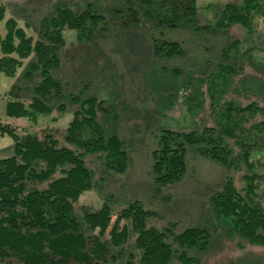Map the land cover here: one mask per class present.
Segmentation results:
<instances>
[{
  "label": "rangeland",
  "instance_id": "1",
  "mask_svg": "<svg viewBox=\"0 0 264 264\" xmlns=\"http://www.w3.org/2000/svg\"><path fill=\"white\" fill-rule=\"evenodd\" d=\"M261 1L264 4V0ZM155 2L0 0L6 5L5 20L14 18L34 41L39 39L41 21L59 7L79 13L90 4L92 10L103 17V22L89 38H80L76 30H63L65 46L59 52L58 67L52 71L62 96L49 99L48 114H37L35 120L5 116L6 102L15 100V92H11L13 85L17 89L16 100L26 107L31 103L32 89L41 80L38 71L28 68L34 61L33 56L23 61L14 78L0 73V124L14 128L22 136L31 134L42 139L44 134H50L60 146L75 150L65 141L69 123L74 113L80 111L79 104L71 98L79 97V103L89 97L97 98L101 106L95 108L96 121L105 134H115L123 141L129 162L124 174H115L104 167L99 155L84 157L94 179L92 188L83 192L73 205L77 217L84 211L94 214L105 205L112 217L111 224L124 206L137 201L153 214L146 220L148 227L163 230L171 225L175 233L191 227L207 230L211 238L205 251H188L198 264H264V247L227 237L217 226L209 204L211 195L222 189L228 177L233 179L237 190L243 188L244 166L228 170L188 146L186 173L180 181L157 187L151 171L152 152L163 130L190 132L217 128V114L226 102L241 107L250 103L264 107V18L255 21L253 37L261 50L254 49L253 58L247 59L246 55L241 56L252 41L246 31L238 24L226 29L215 26L224 6L239 4L241 0H195V24L188 26L172 19L163 26L148 20L144 12L156 8ZM129 9L137 13L134 22ZM155 40L177 43L182 54L156 57L153 54ZM236 41L240 43L237 55L232 48ZM222 64L234 67L236 72L230 76L218 103H214L210 80ZM260 120L259 114L247 117L243 126L250 128ZM226 142L234 153L238 152L233 140ZM12 148V140L0 134V159L12 156ZM37 188H46V184ZM261 188L264 190V184ZM123 225L125 222L120 223V228ZM110 228L111 225L100 238L108 245ZM127 228L126 244L117 248L110 246V255L98 264H126L130 259L138 263L140 252L134 247L136 236L128 225ZM168 241L176 251L172 240ZM0 264L23 263L7 258L0 260ZM169 264L180 263L173 258Z\"/></svg>",
  "mask_w": 264,
  "mask_h": 264
},
{
  "label": "trees",
  "instance_id": "2",
  "mask_svg": "<svg viewBox=\"0 0 264 264\" xmlns=\"http://www.w3.org/2000/svg\"><path fill=\"white\" fill-rule=\"evenodd\" d=\"M155 3L156 8L144 14L157 25L163 26L171 19L182 26L195 24V0H156ZM129 10L134 22L137 13ZM5 15L6 5L0 3V73L14 78L23 61L33 56L34 61L28 68L38 71L41 78L32 89L33 97L27 107L16 100L17 89L14 85L11 87L15 100L6 102L5 116L35 120L37 114L50 112L47 103L52 98L62 96L52 71L58 67L59 52L65 46L63 30H76L80 38H89L103 17L90 4L79 13L59 7L41 21L39 39L34 41L14 18L5 20ZM258 18H264L262 1L241 0L239 4L225 5L215 26L226 29L240 25L252 39L241 56L252 59V51L261 50L257 39H253ZM232 48L237 55L240 43L234 42ZM153 54L170 58L182 51L175 42L155 40ZM234 72V67L222 64L212 75L209 90L214 103L220 100ZM71 101L79 104L80 111L74 113L65 141L75 150L60 146L50 134H44L42 139L31 134L22 136L14 128L0 124L1 136H8L13 142V155L0 159V260L13 258L23 264L70 261L98 264L106 261L110 246L117 248L126 244L128 225L136 236L134 247L140 252L137 264H169L173 258L180 264H198L188 251H205L211 238L207 230L191 227L175 233L171 225L163 230L148 227L146 220L153 214L137 201L124 206L111 224L112 217L105 205L94 214L84 211L80 218L76 216L73 205L83 192L92 188L94 179L84 157L99 155L104 167L115 174L125 173L129 157L123 141L115 134H105L97 123L95 108L101 106L97 98L89 97L79 103V97H72ZM256 114L261 120L245 128V119ZM217 119V128L160 132L151 156L154 183L165 187L183 178L188 146L228 170L244 166L243 188L237 190L233 179L228 177L222 189L211 195L209 204L217 226L227 237L264 247V190L261 188L264 184V107L256 103L241 107L226 102ZM227 140H233L237 153ZM40 184H46V188L38 189ZM121 222H125L122 228ZM110 225L108 245L100 238ZM85 233L94 235L87 237ZM168 239L177 247L176 251ZM126 264L135 263L130 259Z\"/></svg>",
  "mask_w": 264,
  "mask_h": 264
}]
</instances>
